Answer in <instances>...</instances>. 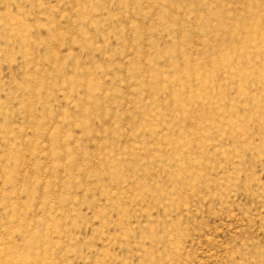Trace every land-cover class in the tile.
<instances>
[{
	"label": "rangeland",
	"instance_id": "1",
	"mask_svg": "<svg viewBox=\"0 0 264 264\" xmlns=\"http://www.w3.org/2000/svg\"><path fill=\"white\" fill-rule=\"evenodd\" d=\"M0 264H264V0H0Z\"/></svg>",
	"mask_w": 264,
	"mask_h": 264
}]
</instances>
